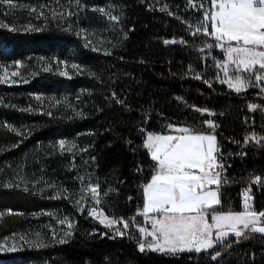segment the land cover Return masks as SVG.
<instances>
[{"label":"trees","instance_id":"obj_1","mask_svg":"<svg viewBox=\"0 0 264 264\" xmlns=\"http://www.w3.org/2000/svg\"><path fill=\"white\" fill-rule=\"evenodd\" d=\"M11 3L15 7L0 0V76L15 71L23 78L0 82V242L31 236L51 215L67 216L73 226L67 243L21 244L1 264H264L260 234L239 243L230 238L208 255L141 252L136 240L89 216V206L79 211L67 195L77 186L76 170L86 166L100 185L98 207L113 219L141 221L142 185L154 166L143 146L146 134L179 125L216 135L227 180L219 186L222 202L241 211L238 190L251 185L253 210L264 211V184L250 180L253 173L264 175V96L219 83L227 79L217 67L225 55L205 47L214 38L190 34L210 0ZM166 39L184 43L165 45ZM205 121L217 125L214 132ZM249 134L260 140L246 142ZM216 252L222 255L214 261Z\"/></svg>","mask_w":264,"mask_h":264},{"label":"snow or ice","instance_id":"obj_2","mask_svg":"<svg viewBox=\"0 0 264 264\" xmlns=\"http://www.w3.org/2000/svg\"><path fill=\"white\" fill-rule=\"evenodd\" d=\"M2 2L9 7H15L11 0H2ZM164 10L161 9V11ZM99 11L104 10L99 9ZM169 15L174 14L169 11ZM109 19L118 21L119 17L112 15ZM191 27L189 25V28ZM10 30L15 31L16 29ZM26 30L40 31L31 26H28ZM190 34H202L214 38L216 43L206 44L205 47H218L224 52L226 60L218 61L217 67H222L229 77L235 75V81L229 79L228 86L234 88L237 93L251 86L253 76L257 83L264 81V0H210V11L205 12L203 19L196 26V31ZM178 42L184 43L183 40H164L165 45ZM58 63L65 62L58 61ZM15 64L19 66L21 62L16 61ZM230 65L234 68L233 73H229ZM242 73H246L248 79L242 78ZM59 74L68 75L67 72ZM12 75L15 76L17 73ZM196 78L199 79V75ZM0 82H4L3 76H0ZM117 102L123 103L119 100ZM256 107V105H249L250 110H255ZM196 110L207 111L206 109ZM210 115L214 114L210 113ZM205 124L213 132L217 127L212 121H205ZM178 131L180 135L148 133L143 142L155 167L152 170L151 179L142 185L143 208L138 209L136 214L144 217L145 221L151 224V230L144 226H137L140 234L139 251L143 252L147 249L162 254H177L184 251L200 253L212 250L217 244H224L231 236H234L239 243L241 238L247 239L255 234L264 235V211L256 212L249 209L247 201L250 198L248 196L250 189L245 190V210L243 212L214 214L211 215V223H209V214L214 212L215 206L221 203L219 186L226 183L222 179V170L225 166L217 159L219 151L217 137L214 134L195 133L183 127ZM245 140L248 142L247 137ZM58 145L60 150L64 151L66 141L60 140ZM78 179L82 185H85L84 177H78ZM252 182L264 184V178L254 176ZM211 185H216L217 190H211L209 188ZM82 190L85 193L90 191L91 198L97 204L100 203L99 183L93 184L89 179ZM59 195L57 193V197ZM81 199L83 200L84 197ZM76 203L79 205L80 201ZM88 214L98 218L106 228H113L114 225L122 223L123 229L116 228V235L121 237L129 235V220L109 218L102 211L97 214L95 209L90 210ZM134 221L135 218L131 223ZM60 223L63 224L64 221L61 220ZM71 226L69 223L68 227L71 228ZM101 235H106V233ZM69 236L71 232H66L64 237L58 239V243H67L65 237ZM145 237H151V242H148ZM56 239V234L53 232V240ZM45 246L43 242L37 244V247ZM2 250L3 246L0 245V251ZM8 251L14 252L17 249L13 247ZM221 255V252H216L211 258L215 261Z\"/></svg>","mask_w":264,"mask_h":264},{"label":"rangeland","instance_id":"obj_3","mask_svg":"<svg viewBox=\"0 0 264 264\" xmlns=\"http://www.w3.org/2000/svg\"><path fill=\"white\" fill-rule=\"evenodd\" d=\"M207 8H206V11H210V3H209V6ZM193 12L194 13L197 12V9L194 8V11ZM205 12H203V14L201 16V19L198 18L197 24H198L199 21H201L203 19ZM209 28H210V25H209ZM89 42H90V40L88 39L87 40V43H89ZM223 54H224V52H223ZM61 64H64V63H61ZM233 72H234V68L230 65L229 66V73H233ZM13 73H16V72L15 71H12L10 73V75L7 76V77H4L2 75L4 77V81L7 82V83L9 82V84H12V83L14 84L17 80L19 81V80H21L23 78V76L20 75V74H18V73H17V75L13 76L12 75ZM221 74L222 75H225V72H224L223 68H221ZM241 75H242V78L248 79V76H247L246 73H242ZM229 79H231L234 82L235 81V75H232L231 77H229V75H227V79L218 78L217 81L219 83H222V81H224L223 83L227 86L228 89L236 92L234 88H230L228 86ZM251 80H252V84L246 90H248L249 88H256V89L259 90V92L261 93V95L264 96V90H262V89H264V81H260L259 83H257L255 81V77L254 76L251 78ZM243 91H245V90H243ZM243 91H241V92H243ZM205 125H207V124H205ZM182 127L183 128H189L187 126H179L178 125V126H173L172 128H170V132L169 133H164V134H159V133H155V132H148V133H154V134H157V135H180L181 133L178 130H179V128H182ZM147 134H146V137H147ZM204 134H213V133H204ZM146 137H145V139H146ZM247 138H248V140H252V141H259L260 140L259 137L258 136H255L254 134H249L247 136ZM218 150H219V148H218ZM218 153H219V151H218ZM149 156H150V153H149ZM150 158H151V156H150ZM154 167H155V163H154L153 168ZM152 174H153V171H152V173H151L148 181L151 179ZM78 177H84L85 178V185H82L81 184V182L78 179ZM75 178H76V182H77L76 183L77 184L76 188L73 189L72 191H68V193H67V195L71 199L72 204L75 207H77L79 211H83L84 209L87 208V206H89L88 213L92 209H95L96 212H97V214H99L101 211L104 213V211L98 207L99 204H97L95 202V200H93L91 198L90 191L88 193H85L82 190V188L84 186H86V183L89 181V179L94 184L93 178H92L91 173L88 170V168L86 166H84L81 169H79L78 171L76 170ZM146 183H144V184H146ZM209 188L211 190H217V186L216 185H211V186H209ZM141 194H142V204H141V207H140L139 210H142V208H143V189L141 190ZM82 197H84L83 200L81 199ZM77 201H80V204L79 205L76 203ZM253 208H254L253 206H249V209L250 210H252ZM244 210H245V208H244ZM256 212H258V211H256ZM218 213H229V212H218L217 211L215 214H218ZM51 216L52 217L50 218V220L48 219V221L45 223V225L43 224L44 227H42V226H36V228L33 227L32 228V231H31V234H32L31 236H29L28 234L15 235V236H12V237L7 238L4 241H1L0 242V245L3 246V250L0 251V264L3 261L7 260L8 255L10 253H12V251H8V249H10V248L15 247L18 250V248H19V246L21 244H32V243L38 244L40 242H43V241L47 240L48 238H49L48 240H53V232H55L56 238H57L56 240H58L59 238L64 237V234L66 232H70L71 231L72 226H73V222L69 219V217L64 216V215L61 216V217H59V218L57 217V215H51ZM106 216H108V215H106ZM210 217H211V213L208 216L209 223H211V218ZM65 218H67V219H65ZM93 218L99 220L96 217H93ZM109 218H112V217H109ZM61 220L64 221L63 224L60 223ZM126 220H129L130 221L129 235L128 236H130L133 240H136L137 242L140 239V234L138 232L137 226H144V227L148 228L149 230H151V224L148 223L147 221H145L144 217H142V220L141 221H139L138 219H135L134 223H131V221L133 220V217H128ZM69 223L72 225L71 228L68 227ZM44 228H48L49 230L46 231V232H43V229ZM116 228L123 229V224L122 223H118V224L114 225L113 226V229L115 230ZM213 231H215V230H213ZM37 234H39V236H37ZM65 238H67V237H65ZM145 239L148 242H151V239L152 238L151 237H145ZM14 252H16V251H14ZM157 253H159V252H157ZM179 253H181V252H178L177 254H179ZM177 254H166V255H177Z\"/></svg>","mask_w":264,"mask_h":264},{"label":"built area","instance_id":"obj_4","mask_svg":"<svg viewBox=\"0 0 264 264\" xmlns=\"http://www.w3.org/2000/svg\"><path fill=\"white\" fill-rule=\"evenodd\" d=\"M219 153H217V159L219 158ZM226 173V170L225 168L222 170V178H223V175ZM254 176H260L261 178H264V175L261 176V175H258V174H251L250 176V180L251 182L253 181V177ZM226 183H227V180H226ZM253 183V182H252ZM255 186H258V184H255L253 183ZM247 189H250V191L248 192V196L250 197L247 201L248 205L249 206H253V202H254V189L251 185H243L239 188L238 190V194H237V204L239 205V208L241 209V211H235V205L234 203H228V204H224L222 202V198L220 196V189H219V198H220V201L221 203L219 205H217L218 209L215 210L214 212L211 213V215H214L217 211L218 212H242L244 210V205H245V190ZM253 210V209H252ZM254 211V210H253ZM232 239H235L236 238L234 236H231ZM221 244H217L212 250H209V251H201V252H205L207 255L209 254V252L213 251L217 246H219ZM191 252H195V251H191ZM196 253V252H195Z\"/></svg>","mask_w":264,"mask_h":264},{"label":"crops","instance_id":"obj_5","mask_svg":"<svg viewBox=\"0 0 264 264\" xmlns=\"http://www.w3.org/2000/svg\"><path fill=\"white\" fill-rule=\"evenodd\" d=\"M243 212V211H242Z\"/></svg>","mask_w":264,"mask_h":264}]
</instances>
